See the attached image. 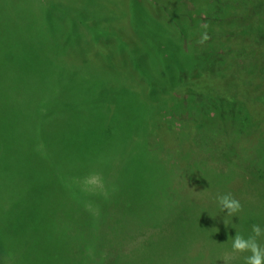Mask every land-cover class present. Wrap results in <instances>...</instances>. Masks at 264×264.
I'll return each instance as SVG.
<instances>
[{
    "label": "rangeland",
    "instance_id": "374dc122",
    "mask_svg": "<svg viewBox=\"0 0 264 264\" xmlns=\"http://www.w3.org/2000/svg\"><path fill=\"white\" fill-rule=\"evenodd\" d=\"M252 1V16L235 17L231 30L251 31L249 21L260 29L264 4ZM64 2L61 13L86 22L90 13L97 30L42 15L31 0H0V264H225L236 232L247 238L259 225L264 233V94L232 95L241 118L208 111L214 101L199 92L189 106L192 93L181 98L182 112L168 92L150 100L161 78L153 71L146 79L138 63L126 70L133 53L119 39L127 23L137 36L152 29L149 44L164 66L192 61L172 50V37L151 17L160 1L55 0V7ZM205 12L196 16L201 26L220 32ZM229 53L236 66L251 58L239 48ZM259 61L252 59L264 74ZM133 70L136 82L114 77ZM226 193L242 205L234 216L217 204ZM258 239L264 245V235ZM244 255L230 264H244Z\"/></svg>",
    "mask_w": 264,
    "mask_h": 264
},
{
    "label": "trees",
    "instance_id": "16d2710c",
    "mask_svg": "<svg viewBox=\"0 0 264 264\" xmlns=\"http://www.w3.org/2000/svg\"><path fill=\"white\" fill-rule=\"evenodd\" d=\"M31 1H34L36 6L44 11V13H41L42 15H54V18L57 20H66L73 26H75V23L86 24L87 26H90L88 23V20L90 19V13L87 14L89 17L86 22L83 18L80 19V17L76 16L72 17L66 11L63 13L60 12L62 11V7L68 8V6H70L67 4V2H64L62 5L60 4V6L56 8V4L54 3L55 0ZM156 1H160V3H154L155 7H150L151 17L154 19V22H157L161 26L160 28H162L168 35L172 37L171 39L174 42L172 50L174 52H180L184 59L186 57L192 58V61H188L189 65L187 64L185 66H180L174 63L164 66V60L162 58L163 55L161 51H157L156 46L151 48L149 44L152 43L155 38L152 29L146 31L147 33L145 32V34L139 35V37L136 35L132 24L127 23L128 26H126L124 38L119 39L123 42L121 45L131 48L133 53L130 62L127 60L125 62L127 66L126 70L132 71V69L137 68L138 63L139 69H141L146 79L148 76L146 77L145 73L152 75L154 71L156 75L161 78L159 80L161 81L163 88L157 90L158 94L154 98L150 94L147 95H150V100H156L159 97L162 98L164 92L170 93L172 96L173 106H175L178 110V107H181V111L178 112H182L185 109L184 100L181 98L185 96L186 93L199 92L205 96V98L214 101V103L211 102V108H207L208 111H213L221 115L228 110L236 111V115L238 117L240 116L241 118L242 116L240 114L243 112L239 108L237 101L232 98V95L234 93H237L238 95L246 93L258 95L259 93L260 96H263L264 94V74H259L257 71V65L252 63L253 58L254 60H258V62H260V59L264 62V19L259 21V23H261V25H259L260 29H256L255 23L252 24L251 21H249L250 25H253L251 31L247 30L239 33L235 32L233 29H230V25L237 21L235 17L241 15L242 18H248L249 16H252V12L254 10H251L249 7L250 2L253 1L220 0V6H216V8L211 10L214 5L209 4L210 0H191L196 7V9L193 11L189 10L185 2H182L183 0ZM254 3H256V1ZM263 4L264 0H258V4L255 5L258 8V6L261 7ZM86 5L90 6L89 4ZM93 6L96 5L94 4ZM203 12L211 17L210 22L218 23L221 28L220 32L218 33L206 29L211 38L205 43L201 44L199 43L200 37L197 38V35L202 34L205 29L201 26V20L196 16L202 14ZM86 13L87 12H85V9H83L82 13L79 15L84 17L87 16L85 15ZM93 15H99L100 17V14H98L97 11H93ZM255 15L257 18L261 17L260 14ZM90 27L94 30H97V28L94 26ZM117 27L120 29V23H117V25L112 26L111 28L115 29ZM255 31H258V33ZM115 40L116 43L119 42L117 39ZM187 41L190 42L188 47L185 46V42ZM196 42H198V44ZM212 46L214 48H212ZM203 47H208V50L210 51H203ZM235 48L241 49L242 53L251 57L249 61H246L244 64L242 63V66H236L238 63H235V61L232 59L233 55L230 53L227 54L228 52H233ZM216 49L218 51H222L223 54H218ZM211 50H216L220 57L218 58L216 56L217 54L213 56V52L215 51ZM156 56H158L157 59ZM150 60H155L160 66H158V68L155 66L154 68ZM218 61L224 62L222 63L223 66L221 68L215 65V63ZM115 66H119V68L121 67L119 63H115L114 67ZM171 73L173 74V77H171ZM119 75L121 79H125L126 81L128 78H131V80L134 79V82L137 81L135 71L134 74H125L123 77L118 72L114 77L118 78ZM113 82L114 80L111 79L110 88H113L114 90L115 85L112 84ZM134 82L132 84H134ZM125 84L127 85V82H125ZM149 85L152 91L153 83L151 82ZM127 86L132 87L133 85L131 86L130 84ZM180 89H182V92H177ZM145 95L144 98L148 99ZM192 96L193 93L190 96H187L186 105L187 103L188 106L190 105V102L192 101L190 100V97ZM178 101H180L181 104ZM165 102H167V100H165ZM258 102L260 101L258 100ZM252 103L247 104V107L251 112V118L253 122L255 106ZM110 105H112V102ZM262 105L264 108V101H262ZM215 106L217 107L214 109ZM192 107H194V105ZM177 109H175L176 112Z\"/></svg>",
    "mask_w": 264,
    "mask_h": 264
},
{
    "label": "clouds",
    "instance_id": "9594fccd",
    "mask_svg": "<svg viewBox=\"0 0 264 264\" xmlns=\"http://www.w3.org/2000/svg\"><path fill=\"white\" fill-rule=\"evenodd\" d=\"M205 31L201 35L199 43L203 44L211 37L206 31L208 25H203ZM96 182L102 184V178L97 174ZM217 204L223 212L227 210L228 216H234L242 210V205L231 193L217 195ZM226 223V222H225ZM264 235L259 225L252 226V234L245 238L241 233L236 232V235L231 238V254H226L224 257L225 264H230V261L235 258V254L248 255L243 256L244 264H264V245L259 242V237Z\"/></svg>",
    "mask_w": 264,
    "mask_h": 264
}]
</instances>
